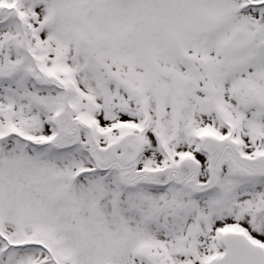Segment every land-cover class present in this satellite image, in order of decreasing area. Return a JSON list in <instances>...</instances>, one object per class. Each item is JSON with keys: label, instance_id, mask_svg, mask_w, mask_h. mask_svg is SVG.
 <instances>
[{"label": "snow or ice", "instance_id": "6c2138e0", "mask_svg": "<svg viewBox=\"0 0 264 264\" xmlns=\"http://www.w3.org/2000/svg\"><path fill=\"white\" fill-rule=\"evenodd\" d=\"M0 264H264V0H0Z\"/></svg>", "mask_w": 264, "mask_h": 264}]
</instances>
